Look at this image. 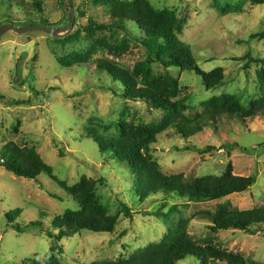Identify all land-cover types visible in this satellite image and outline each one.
<instances>
[{
    "label": "rangeland",
    "instance_id": "obj_1",
    "mask_svg": "<svg viewBox=\"0 0 264 264\" xmlns=\"http://www.w3.org/2000/svg\"><path fill=\"white\" fill-rule=\"evenodd\" d=\"M67 1L0 0V23L13 21L20 27L27 21L46 20L49 23L45 21L44 25L65 27L70 20ZM95 1L73 0L75 23L79 20L87 24L89 19L111 22L109 8ZM149 1L156 8L178 14L183 28L180 38L192 47L202 71L222 68L225 72L226 84L209 90L195 72L169 70L179 79L182 96L190 98L187 117L202 114V104L214 97L239 96L244 107L264 97L257 74L261 66L251 64L246 68V61L237 60L248 52L264 59V40L249 43L252 35L264 30V5L253 6L251 0ZM78 29L74 25L72 33ZM130 30L134 36L142 35L139 29ZM109 35L97 33L95 39ZM57 39L36 31L25 35L8 32L0 41V150L9 143L33 148L55 172L54 179L42 174L34 181L18 177L0 165V264H24L27 260L44 263L53 256L66 264L128 258L161 242L181 218L189 220L188 231L199 243L213 241L225 250L264 264V233L213 232L210 221L198 216L200 212L214 211L223 202H230L232 208L241 211L264 206V117L223 118L189 139L169 128L159 136L153 149L162 172L168 176H220L232 164L235 175L256 177L247 192L207 203L178 199L164 191L144 198L136 189L129 167L111 155L102 156L91 136L93 130L115 136L122 121L151 125L169 119V114L151 109L144 102L123 99L121 84L97 68L99 60H110L133 69L137 62L146 59V50L134 41L120 57L101 50L87 65L66 69L57 58L86 51L91 39L85 32L74 42ZM154 70L159 75L166 71L159 64L154 65ZM187 147L208 150L200 154L187 151ZM83 179L96 181L100 203L118 219L116 231H84L55 244L46 231L56 233V218L66 210L78 209V203L60 183L75 185ZM126 207L130 216L125 214ZM173 207L178 209L172 211ZM18 209L22 213L13 222L11 212ZM34 222L41 223L44 232H18L12 227L25 228ZM180 264L200 263L189 257Z\"/></svg>",
    "mask_w": 264,
    "mask_h": 264
},
{
    "label": "trees",
    "instance_id": "obj_2",
    "mask_svg": "<svg viewBox=\"0 0 264 264\" xmlns=\"http://www.w3.org/2000/svg\"><path fill=\"white\" fill-rule=\"evenodd\" d=\"M109 8L110 23H98L89 19L87 24L75 23L78 31L57 41L74 42L82 33L91 39L89 48L81 53H72L66 57L57 58L60 66L66 69L87 65L99 51H107L115 57H120L129 51L131 44H141L147 52L143 61L136 63L133 69L125 68L117 62L99 60L97 68L120 83L123 91L121 97L131 102H144L151 109L169 114V119L161 124L139 125L122 121L118 125V134L106 136L99 131H92L91 139L98 145L102 156L111 155L117 162L126 164L135 176L138 193L144 198L160 192H168L178 199L190 202L207 203L224 200L233 194L245 193L256 182V177H241L234 173L232 164L220 176H205L188 178L185 174L165 175L153 155V149L158 143L159 136L173 128L184 139H189L203 132L210 125H217L223 118L254 120L264 117V97L244 107L241 97L222 95L205 101L204 112L194 118L187 117L189 96H182L179 79L169 72L171 68L181 71H192L203 78L209 90L223 87L226 82L225 72L217 68L206 73L198 66L192 47L181 40L182 24L178 14L168 9L154 7L149 0H97ZM65 3V2H64ZM253 6L264 5V0H251ZM40 9V8H39ZM27 21L20 25L43 24ZM13 23L5 21L0 23ZM29 22V23H28ZM48 22V21H46ZM49 23V22H48ZM47 24V23H46ZM56 26L53 24H47ZM57 27V26H56ZM131 28L142 33L134 36ZM109 32L108 37L95 39L97 33ZM123 37L120 38V34ZM253 40H264V30L250 37ZM238 61H246L248 68L251 64H259L258 70L260 90L264 95V59L254 58L251 52ZM165 68V73L159 75L154 65ZM117 94V92H115ZM187 151L205 154L208 149L197 150L187 147ZM0 165L18 177L38 181L42 174L50 179L55 178L52 166L47 164L40 153L33 148L21 147L9 143L0 150ZM62 189L77 203L78 209L66 210L56 218L54 228L57 231H46L55 244L66 238L80 235L84 231L93 233L114 234L118 219L109 214L100 203L97 195V183L94 180L83 179L75 185L60 183ZM173 207L171 210H177ZM125 214L131 211L126 207ZM20 209L11 212L13 222L20 217ZM204 220L210 221L213 232L236 230L246 233H264V206L251 210L232 208L230 202H223L214 211L200 212ZM11 216H8L10 219ZM189 220L179 219L169 230L167 236L159 243L149 245L130 255L128 258L105 260L91 264H180L189 257H195L200 264H258L244 255L225 250L213 241L199 243L188 231ZM18 232L38 229L44 232L42 224L34 222L23 228L12 225ZM54 244V245H55ZM55 246L50 253L55 252ZM24 264H66L55 256L39 262L27 260Z\"/></svg>",
    "mask_w": 264,
    "mask_h": 264
},
{
    "label": "water",
    "instance_id": "obj_3",
    "mask_svg": "<svg viewBox=\"0 0 264 264\" xmlns=\"http://www.w3.org/2000/svg\"><path fill=\"white\" fill-rule=\"evenodd\" d=\"M67 8L69 10L70 20H69V24L65 27H56V26H50L44 24H31V25L19 27L13 23H4L0 26V41L1 38L8 32H15L19 35H25L30 32L40 31L54 38H58V39L66 38L70 34H72L76 21L74 7H73V0L67 1Z\"/></svg>",
    "mask_w": 264,
    "mask_h": 264
}]
</instances>
